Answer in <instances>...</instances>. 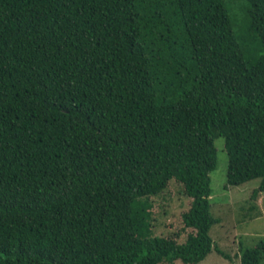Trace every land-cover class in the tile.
<instances>
[{"label": "trees", "instance_id": "obj_1", "mask_svg": "<svg viewBox=\"0 0 264 264\" xmlns=\"http://www.w3.org/2000/svg\"><path fill=\"white\" fill-rule=\"evenodd\" d=\"M245 1L236 32L225 0H0V264L200 262L217 137L227 185L260 179L256 208L264 0ZM171 179L183 242L152 231Z\"/></svg>", "mask_w": 264, "mask_h": 264}, {"label": "rangeland", "instance_id": "obj_2", "mask_svg": "<svg viewBox=\"0 0 264 264\" xmlns=\"http://www.w3.org/2000/svg\"><path fill=\"white\" fill-rule=\"evenodd\" d=\"M228 11L234 21V29L242 30L245 0H225ZM217 150V166L210 172L211 212L218 218V222L210 229L213 240V249L196 264H241V249L255 247L261 240L264 241V192L261 193L255 205L250 195L253 189L260 184L256 178L241 185H227V154L224 139L217 137L214 141ZM151 225L154 235L171 236L183 242L191 228L184 227L182 214L188 210L190 198L183 192V187L176 180L171 179L166 189L151 197ZM217 247L232 256L233 260L220 255ZM184 264L181 260L173 263ZM260 264H264V258Z\"/></svg>", "mask_w": 264, "mask_h": 264}]
</instances>
